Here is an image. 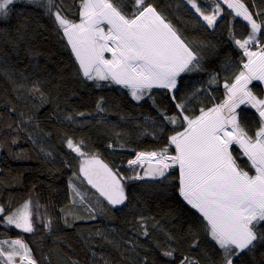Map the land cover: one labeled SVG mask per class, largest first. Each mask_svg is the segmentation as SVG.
Here are the masks:
<instances>
[{
    "label": "snow or ice",
    "instance_id": "1",
    "mask_svg": "<svg viewBox=\"0 0 264 264\" xmlns=\"http://www.w3.org/2000/svg\"><path fill=\"white\" fill-rule=\"evenodd\" d=\"M186 3L208 29L219 27L226 19L229 39L239 55L235 62L231 55H225L223 73H210L208 87L191 92L186 91L185 81L206 71L207 45L194 47L158 7L157 0H73L72 6H66L65 0H0V21L9 20L17 11V4L42 9L65 41L64 46L70 49L79 79L97 89L113 85L126 89L137 104L145 99L151 101L162 121L145 117L154 130L143 134L163 143L135 151L134 158L127 161L131 175L122 174L98 153L86 151L83 140L64 138L66 147L80 158L78 171L68 181L69 204L60 209L66 227H73L74 221L96 220L105 212L103 201L112 209L126 207L128 183L151 181L153 187L166 194L174 189L196 221L183 241L188 245L187 252L175 246L174 234L159 229L166 246L156 241L155 247L165 258V264H257V255L264 258V94H261L264 93V8L255 10L254 0L251 9L243 0H186ZM19 11L23 14L25 9ZM237 18L246 22L244 26L249 29L246 37L237 38L234 34ZM27 54L32 55L30 51ZM4 62V56H0V63ZM232 67L236 71H231ZM0 74L7 76L13 92L23 90L38 99L40 104L33 105L37 110L49 102L43 86L51 83L50 80L35 79L29 85L18 83L3 70ZM19 76L22 81L29 79L24 71ZM214 87L223 88L219 100L212 94ZM156 92L166 97L171 112L168 106L158 105ZM205 93L211 99L210 104L203 103ZM16 99L25 97L17 95ZM198 100L202 106L192 111ZM103 104L100 98L97 112L106 111ZM8 105L10 113L17 112L11 101ZM247 109L253 110L254 128L250 127ZM19 115L23 118L26 114ZM65 119L74 122L73 115ZM30 120L31 116L21 122ZM13 123L16 121L7 127L11 129ZM168 125L171 130L165 137ZM28 138L33 139L32 135ZM12 143H17L16 138ZM107 147L111 149L114 145L110 143ZM46 155L52 156V152ZM81 177V183L86 181L98 196L76 186L75 181ZM77 206L87 215H76ZM41 207L31 195L16 207L11 202L0 204V226L21 233L14 239H0V264H41L37 249L22 235L34 236L39 224H43L45 232H51L53 222L46 211L40 212ZM145 219L141 216L137 221L141 230L138 235L151 238ZM157 224L153 223L152 227L156 228ZM96 235L102 233L97 231ZM43 259L48 261L49 257L44 255ZM72 264L79 261L73 260ZM104 264L109 261L104 260Z\"/></svg>",
    "mask_w": 264,
    "mask_h": 264
},
{
    "label": "trees",
    "instance_id": "2",
    "mask_svg": "<svg viewBox=\"0 0 264 264\" xmlns=\"http://www.w3.org/2000/svg\"><path fill=\"white\" fill-rule=\"evenodd\" d=\"M243 2L250 9L253 7V0ZM254 2L255 10L264 8V0ZM65 4L72 6L73 0H65ZM157 4L194 47L207 45L204 48V52L208 53L204 61L206 71L193 74L186 80V91L208 87L210 73H223L225 55H231L233 62L239 60L237 49L229 39L226 19L219 27L208 29L186 0H157ZM15 9L17 11L9 20L0 21V56H4L6 61L0 63V70L11 75L18 83L30 85L35 79L50 80L51 83L43 86L49 102L37 110L33 105L40 104L38 99H33L23 90L13 92V85L7 76L0 74V204L11 202L16 207L31 195L34 201H39L43 206L40 212L46 211L53 222L51 232H45L43 224H39V231L34 236L22 234L37 249L41 264H72L73 260L79 261V264H104V260L109 261V264H144V261L147 264H153L154 261L156 264H165V258L155 247L156 241L166 246L160 228L174 234L177 238L175 246L187 252L188 245L183 241L189 227L196 223L193 213L180 202L174 189L166 194L153 187L151 181L129 182L126 189L128 202L135 214L146 218L144 223L151 238L138 235L141 231L138 220L120 223L116 209L107 205L103 198H100L105 208L103 215H98L94 221H74L71 228L65 226L60 209L69 204L71 190L68 181L73 173L72 165L79 164L80 158L66 147L64 138L83 140L86 151L98 153L110 166L118 167L124 175H131L127 161L134 158V152L163 143L143 134L154 130V125L147 123L145 117H152L158 123L162 121L151 101L145 99L137 104L126 89L115 85L97 89L92 83L79 79L70 49L64 46L65 41L60 39L43 10L22 4L15 5ZM19 9H25L24 13L21 14ZM71 18L77 19L75 16ZM245 23L241 18H237L234 23L233 30L237 38L247 36L249 29L244 26ZM29 51L32 55L27 54ZM20 71L29 77L28 81H22ZM231 71H236V68L232 67ZM220 82L222 84L223 80ZM212 94L219 100L223 88H212ZM17 95H23L25 99L17 100ZM100 98H103V107L106 109L103 113L96 111ZM155 98L158 105L168 106L169 111H172L166 97L156 92ZM202 100L203 103H211L207 93ZM8 101L16 106L17 112H9ZM200 106L202 101H196L192 111ZM246 111L249 113L250 127L254 128L251 116L253 110ZM20 112L26 115L21 118ZM77 112L86 115H75ZM67 115H73L74 122L65 119ZM29 116L32 120L21 122ZM13 120L16 123L9 129L7 124ZM166 127L165 137L171 130L170 125ZM117 133L120 135L117 136ZM29 135H32V140L28 138ZM13 138H16L17 143H12ZM110 143L114 148L107 147ZM49 151L52 156L46 155ZM29 175L39 179L36 186L27 184ZM81 181H75L76 185L80 184L81 191L94 192ZM75 214L87 215L81 206L75 208ZM156 222L157 227L153 228ZM97 231L102 235L97 236ZM20 234L14 228L0 226V239H14ZM44 255L49 257L48 261L43 259ZM256 261L257 264H264V258L259 255Z\"/></svg>",
    "mask_w": 264,
    "mask_h": 264
},
{
    "label": "rangeland",
    "instance_id": "3",
    "mask_svg": "<svg viewBox=\"0 0 264 264\" xmlns=\"http://www.w3.org/2000/svg\"><path fill=\"white\" fill-rule=\"evenodd\" d=\"M78 168H79V164H74V165H72V172H75V171H78ZM38 181H39V179H37L36 177H34V176H31V175H29L28 177H27V184L30 186V187H34V186H36L37 184H38ZM79 181H81V180H79ZM84 183H86V182H84ZM88 185V184H87ZM78 188L80 187V184L79 185H76ZM90 187V186H89ZM91 188V187H90ZM94 192H95V190L94 189H92ZM88 193H94V192H91L90 190L89 191H87ZM129 203V202H128ZM120 209V211H119V213H121L122 214V217L125 219V218H136V214L134 213V212H132L131 211V208L129 207V205L127 204V206L126 207H121V208H119ZM117 211V210H116ZM134 211V210H133Z\"/></svg>",
    "mask_w": 264,
    "mask_h": 264
},
{
    "label": "crops",
    "instance_id": "4",
    "mask_svg": "<svg viewBox=\"0 0 264 264\" xmlns=\"http://www.w3.org/2000/svg\"><path fill=\"white\" fill-rule=\"evenodd\" d=\"M73 171V170H72ZM80 180H83V178L81 177L80 178ZM84 182H86V181H84ZM86 184H87V182H86ZM88 186H90V185H88ZM91 187V186H90ZM98 194V193H97ZM127 204L129 205V207L131 208V211L132 212H134L133 211V207H132V205H131V203H128L127 202ZM116 215H117V219H118V221L120 222V223H125V222H136V220H139V218H140V215H138V214H136V218H123L122 217V214L121 213H119V211H120V209L119 208H116ZM135 213V212H134Z\"/></svg>",
    "mask_w": 264,
    "mask_h": 264
}]
</instances>
